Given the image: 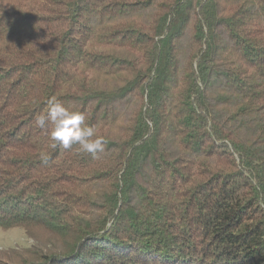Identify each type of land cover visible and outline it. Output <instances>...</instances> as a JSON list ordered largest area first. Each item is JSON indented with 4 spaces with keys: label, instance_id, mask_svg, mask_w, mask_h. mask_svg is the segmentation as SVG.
<instances>
[{
    "label": "trees",
    "instance_id": "trees-1",
    "mask_svg": "<svg viewBox=\"0 0 264 264\" xmlns=\"http://www.w3.org/2000/svg\"><path fill=\"white\" fill-rule=\"evenodd\" d=\"M0 229L59 241L0 264H264V0H0Z\"/></svg>",
    "mask_w": 264,
    "mask_h": 264
},
{
    "label": "clouds",
    "instance_id": "clouds-1",
    "mask_svg": "<svg viewBox=\"0 0 264 264\" xmlns=\"http://www.w3.org/2000/svg\"><path fill=\"white\" fill-rule=\"evenodd\" d=\"M34 48L35 46L31 44ZM36 49V48H35ZM47 111L35 118V124L46 129L53 147L64 149L78 144L82 151L97 153L103 151L104 139L95 135V128L85 125V115L81 111L69 110L55 97L48 100Z\"/></svg>",
    "mask_w": 264,
    "mask_h": 264
},
{
    "label": "rangeland",
    "instance_id": "rangeland-1",
    "mask_svg": "<svg viewBox=\"0 0 264 264\" xmlns=\"http://www.w3.org/2000/svg\"><path fill=\"white\" fill-rule=\"evenodd\" d=\"M48 238V234L39 230L0 229V256L10 255V258L19 261L23 255H29L43 246L50 248L53 243L59 242L50 241Z\"/></svg>",
    "mask_w": 264,
    "mask_h": 264
}]
</instances>
